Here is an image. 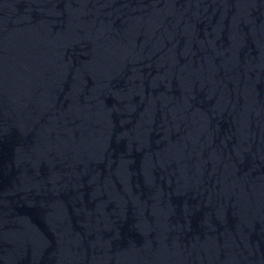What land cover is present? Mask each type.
<instances>
[{
	"label": "water",
	"instance_id": "obj_1",
	"mask_svg": "<svg viewBox=\"0 0 264 264\" xmlns=\"http://www.w3.org/2000/svg\"><path fill=\"white\" fill-rule=\"evenodd\" d=\"M0 264H264V0H0Z\"/></svg>",
	"mask_w": 264,
	"mask_h": 264
}]
</instances>
